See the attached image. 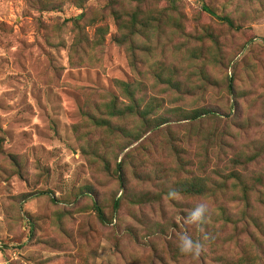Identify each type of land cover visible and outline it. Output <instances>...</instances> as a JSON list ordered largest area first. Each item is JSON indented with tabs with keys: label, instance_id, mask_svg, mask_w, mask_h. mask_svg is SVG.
<instances>
[{
	"label": "rangeland",
	"instance_id": "rangeland-1",
	"mask_svg": "<svg viewBox=\"0 0 264 264\" xmlns=\"http://www.w3.org/2000/svg\"><path fill=\"white\" fill-rule=\"evenodd\" d=\"M257 261L264 0H0V264Z\"/></svg>",
	"mask_w": 264,
	"mask_h": 264
},
{
	"label": "trees",
	"instance_id": "trees-1",
	"mask_svg": "<svg viewBox=\"0 0 264 264\" xmlns=\"http://www.w3.org/2000/svg\"><path fill=\"white\" fill-rule=\"evenodd\" d=\"M110 6H112L111 4H110ZM202 9L204 10V11H206V12H208L209 14H211V15H213V16H215L217 19H219V20H221V21H224L226 24H228L229 26H233V22H232V20L229 18V17H226V16H217V15H215L211 10H209V8L206 6V5H202ZM139 24V23H138ZM113 100H115V99H113ZM112 100V102H113V108L118 112V113H120L121 115H124V114H129V115H135L137 118H141V120L143 121V123H145V124H147V125H153V121H155V119L152 117V115L153 114H148V115H146V116H140L138 113H136L135 112V110L134 109H132V106L131 105H133V101H134V97H133V95L131 96V99H130V97H129V100H130V103L128 104V105H126L125 106V109H124V111L122 112V111H119V110H117L116 109V105L114 104L115 102ZM132 100V101H131ZM111 107H112V105H111ZM110 107V108H111ZM128 110H130V112L129 113H126V111H128ZM116 113V112H115ZM110 114H112V111L110 112ZM215 116V113L213 112V111H211V110H204V111H199V110H192V111H190V112H188V113H186V115H185V119L187 120V122L189 121V122H192V121H199L200 122V120H202V118L204 117V116ZM151 119L153 120V121H151ZM167 121L165 120V118H164V116H162V118H161V120H160V122H158V123H156V124H154L155 126L156 125H162V124H165ZM199 192V191H198ZM93 209H94V211H95V213H96V215H97V217L99 218V220L101 221V222H104L105 221V217H104V214H103V210H102V208L100 207V206H98L96 203H94V205H93ZM237 222H238V220H236L235 221V226H237ZM245 226L247 227V224H245ZM250 264H254V263H250ZM257 264H258V261H257Z\"/></svg>",
	"mask_w": 264,
	"mask_h": 264
},
{
	"label": "clouds",
	"instance_id": "clouds-1",
	"mask_svg": "<svg viewBox=\"0 0 264 264\" xmlns=\"http://www.w3.org/2000/svg\"><path fill=\"white\" fill-rule=\"evenodd\" d=\"M191 249V241H187L185 246L181 248L182 251H188Z\"/></svg>",
	"mask_w": 264,
	"mask_h": 264
}]
</instances>
